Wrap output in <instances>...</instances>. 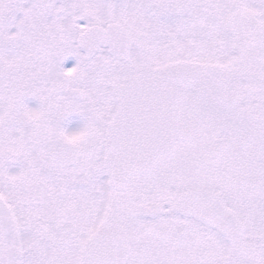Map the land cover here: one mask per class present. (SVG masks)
Listing matches in <instances>:
<instances>
[{"label": "snow or ice", "instance_id": "6c2138e0", "mask_svg": "<svg viewBox=\"0 0 264 264\" xmlns=\"http://www.w3.org/2000/svg\"><path fill=\"white\" fill-rule=\"evenodd\" d=\"M0 264H264V0H0Z\"/></svg>", "mask_w": 264, "mask_h": 264}, {"label": "flooded vegetation", "instance_id": "af4514ba", "mask_svg": "<svg viewBox=\"0 0 264 264\" xmlns=\"http://www.w3.org/2000/svg\"><path fill=\"white\" fill-rule=\"evenodd\" d=\"M76 64V59L74 57H69L66 61L64 66L66 68H70L73 67ZM30 106H36V102L35 101H30ZM80 126H82V120L81 117L76 115L73 116L71 118V122L69 124V128L70 130H76L77 128H79Z\"/></svg>", "mask_w": 264, "mask_h": 264}, {"label": "clouds", "instance_id": "9594fccd", "mask_svg": "<svg viewBox=\"0 0 264 264\" xmlns=\"http://www.w3.org/2000/svg\"><path fill=\"white\" fill-rule=\"evenodd\" d=\"M87 134V131L82 129L76 133H69L68 139L73 142H80L81 140L86 138Z\"/></svg>", "mask_w": 264, "mask_h": 264}]
</instances>
